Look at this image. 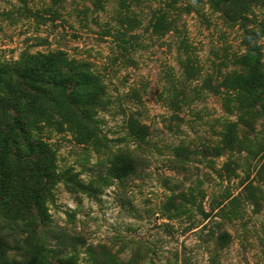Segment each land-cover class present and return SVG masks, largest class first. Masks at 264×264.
Instances as JSON below:
<instances>
[{
  "label": "rangeland",
  "instance_id": "rangeland-1",
  "mask_svg": "<svg viewBox=\"0 0 264 264\" xmlns=\"http://www.w3.org/2000/svg\"><path fill=\"white\" fill-rule=\"evenodd\" d=\"M246 16L264 64V0ZM242 27L208 0H0L8 264H264V111L241 119L234 92L204 87L239 71ZM56 53L100 76L104 104L89 119L67 93L19 79ZM18 102L30 136L22 145L47 147L39 169L55 181L19 158ZM135 122L148 127L143 140L131 135ZM125 152L137 172L120 181L108 169Z\"/></svg>",
  "mask_w": 264,
  "mask_h": 264
},
{
  "label": "trees",
  "instance_id": "trees-1",
  "mask_svg": "<svg viewBox=\"0 0 264 264\" xmlns=\"http://www.w3.org/2000/svg\"><path fill=\"white\" fill-rule=\"evenodd\" d=\"M209 3L228 21L239 22L243 26V45L245 52L237 57V65L239 71L235 72L233 78L224 76L223 80H213L207 78L204 82V87L209 88L215 93L224 91L234 92L235 99L240 118L243 119L245 114H256L264 111V64L262 55L258 45L259 34L255 29L247 27L246 13L251 10L253 0H208ZM164 24L163 17L160 18ZM161 22L155 26L156 31L164 28ZM45 68L43 72L32 67L19 69L17 75L24 83L25 87L38 91L40 85L47 84L53 89L67 93V102L70 106L82 112L86 119H89L90 111L93 108H99L104 104L105 87L98 74L90 69L85 63H76L68 60L64 54H51L45 58ZM177 99V98H175ZM174 99V100H175ZM173 100V101H174ZM177 102V101H175ZM21 102H18L13 110L16 112V117L13 121L15 128L21 136L20 145L18 146L19 158L29 162L32 173H38L39 176L45 177L47 182L55 181L56 176L51 171H41L39 169V161H42L43 156H47V147L42 143L37 144V149L26 145V155L22 144L30 142L27 132V122L19 112ZM258 107L261 110H258ZM131 135L135 138L143 140L148 132V127L142 124L132 123L130 128ZM236 125L230 124L227 127V132L224 134V145L231 148L236 139ZM15 143H17L15 141ZM35 146V147H36ZM38 159V160H37ZM40 170V171H39ZM137 172V161L130 153H122L113 157L110 161L108 173L110 177L124 181ZM224 235H221L223 239ZM8 245L2 237H0V264H8ZM26 264H36L35 259H31Z\"/></svg>",
  "mask_w": 264,
  "mask_h": 264
}]
</instances>
